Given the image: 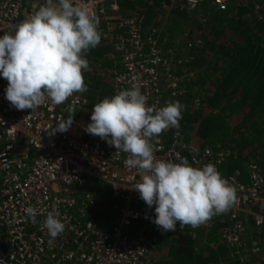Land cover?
<instances>
[{
    "label": "built area",
    "instance_id": "2783aa9c",
    "mask_svg": "<svg viewBox=\"0 0 264 264\" xmlns=\"http://www.w3.org/2000/svg\"><path fill=\"white\" fill-rule=\"evenodd\" d=\"M120 1L77 3L86 4L95 13L101 39L112 48L109 58L116 65L109 71L112 94L138 84L147 97L146 105L162 108L166 97L185 93V86L195 80L196 72L185 66L189 60L186 53H178L177 44L170 43L160 27L146 25L141 12L125 11ZM203 1L161 2L163 19L171 15L176 2L195 11ZM233 1L245 0H210L219 11H226ZM45 3L46 0H0V36L12 33L16 24ZM259 9L256 4L253 11ZM6 86V79L0 77L2 264H155L158 238L177 235L185 226L177 223L175 231L162 232L152 223L155 206L149 208L134 188L142 170L129 169L125 165L127 153L85 132L92 111L87 99L78 92L62 104L46 100L35 112L16 110L5 99ZM198 104L196 99L193 106ZM72 114L73 123L66 132L51 134L47 130L66 122ZM150 143L159 160L179 163V158L184 157L196 168L215 165L222 178L236 189V199L227 212L213 215L199 227L211 228L217 218L225 217L216 244L223 245L242 263L259 256L264 246V169L250 160L243 163V170L235 168L225 173L224 165L232 154L230 148H198L185 141L176 127L152 137ZM86 178L108 184L111 194L120 201L107 230L88 218L87 209L94 205L95 193L80 189ZM29 207L35 210L34 220L26 212ZM53 210L65 225L56 238H51L44 227ZM142 222L143 227L151 229V235L125 232Z\"/></svg>",
    "mask_w": 264,
    "mask_h": 264
},
{
    "label": "clouds",
    "instance_id": "9594fccd",
    "mask_svg": "<svg viewBox=\"0 0 264 264\" xmlns=\"http://www.w3.org/2000/svg\"><path fill=\"white\" fill-rule=\"evenodd\" d=\"M98 24L95 13L82 2L46 0L12 33L0 36V77L7 81L4 95L11 106L35 112L46 100L62 104L73 93L86 92L82 69L88 68V61L83 54L100 43ZM146 100L138 84L104 98L92 106L85 132L127 153L129 169L142 170L134 188L149 208L155 206L152 223L162 232L175 231L177 223L196 228L227 212L235 202L236 189L215 165L196 168L184 157L173 163L154 156L151 138L179 127L183 107L174 101L157 109L147 106ZM73 114L47 130L66 132ZM26 212L35 219L33 208ZM44 227L51 238L65 229L54 210Z\"/></svg>",
    "mask_w": 264,
    "mask_h": 264
},
{
    "label": "trees",
    "instance_id": "16d2710c",
    "mask_svg": "<svg viewBox=\"0 0 264 264\" xmlns=\"http://www.w3.org/2000/svg\"><path fill=\"white\" fill-rule=\"evenodd\" d=\"M170 1L121 0L120 5L125 11L141 12L146 25L160 27V3ZM256 4L260 9L254 12ZM171 9L172 20L185 27L177 47L189 58L185 66L196 72L195 80L185 86V93L166 97L167 103L179 101L183 107L176 128L185 141L198 148H230L232 154L224 165L225 173L235 168L243 170V163L250 160L264 169V0L233 1L226 11L216 10L210 0H204L195 11H188L182 2H176ZM169 24L167 29L173 30L176 24ZM165 37L169 42L173 40ZM111 51L110 44L101 39L98 46L83 54L88 61V68L82 69L87 91L79 93L87 99L90 110L113 96L107 76L116 67L109 58ZM196 99L199 104L194 107ZM89 182V178L84 179L80 187L95 193L94 205L87 209L88 218L95 223H112L120 207L119 199L111 194L108 185ZM224 220L225 217L217 218L208 229L189 225L177 235L158 238L155 264H264V246L259 256L242 263L223 245L216 244ZM143 225L134 224L136 229L128 234ZM147 231L145 235L152 234L151 229Z\"/></svg>",
    "mask_w": 264,
    "mask_h": 264
},
{
    "label": "rangeland",
    "instance_id": "374dc122",
    "mask_svg": "<svg viewBox=\"0 0 264 264\" xmlns=\"http://www.w3.org/2000/svg\"><path fill=\"white\" fill-rule=\"evenodd\" d=\"M173 18H172V16L170 15L168 18H166V19H163L162 21H161V25H160V29H161V31H162V33L164 34V35H166V36H168V37H172V43H176L177 44V46H179L180 45V43L182 42V34H183V31H185L184 29H185V27L183 28L181 25H179L175 20H172ZM169 23H172V24H176L174 27H173V30H168L167 28H169L170 27V24ZM170 42V43H171ZM176 46V48L178 49V53H182L183 55L185 54V51L183 50V49H181V48H179V47H177ZM107 76H108V78H109V74H108V72H107ZM109 82V81H108ZM91 180V183L89 182V184H91V185H95L96 183L98 184V183H101V182H97L96 180H94V179H90ZM101 184H104V185H108V184H105V183H101ZM109 186V185H108ZM111 221L110 222H102V223H100V226L103 228V229H108V228H110V226H111ZM142 227V229L144 230L143 232H145V233H148V231L147 230H145V228L143 227V226H141ZM136 229V227L135 226H133V227H131V228H129V229H125V232L126 233H130L131 231H133V230H135ZM150 233V232H149ZM262 248H263V245H262ZM158 258V257H157ZM261 262H264V256L262 257V259H261Z\"/></svg>",
    "mask_w": 264,
    "mask_h": 264
},
{
    "label": "crops",
    "instance_id": "0c3cea01",
    "mask_svg": "<svg viewBox=\"0 0 264 264\" xmlns=\"http://www.w3.org/2000/svg\"><path fill=\"white\" fill-rule=\"evenodd\" d=\"M126 11H128V10H126ZM129 11H130V10H129ZM109 71H110V70H109ZM109 71H108V74L110 73ZM141 228H142V227H141ZM141 228H140L139 230H137L136 232L141 231ZM133 234H134V233H133Z\"/></svg>",
    "mask_w": 264,
    "mask_h": 264
}]
</instances>
